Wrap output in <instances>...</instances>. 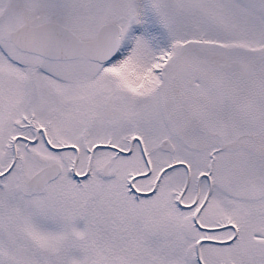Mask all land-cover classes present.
Instances as JSON below:
<instances>
[{
  "label": "snow or ice",
  "instance_id": "6c2138e0",
  "mask_svg": "<svg viewBox=\"0 0 264 264\" xmlns=\"http://www.w3.org/2000/svg\"><path fill=\"white\" fill-rule=\"evenodd\" d=\"M0 264H264V0H0Z\"/></svg>",
  "mask_w": 264,
  "mask_h": 264
}]
</instances>
